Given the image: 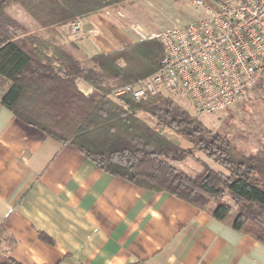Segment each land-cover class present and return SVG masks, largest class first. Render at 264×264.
Masks as SVG:
<instances>
[{"label": "trees", "instance_id": "obj_1", "mask_svg": "<svg viewBox=\"0 0 264 264\" xmlns=\"http://www.w3.org/2000/svg\"><path fill=\"white\" fill-rule=\"evenodd\" d=\"M15 1L39 30L18 23L0 6V77L7 82L1 105L24 124L73 147L101 171L142 189L165 191L264 245L262 137L257 147L245 150L233 143L225 125L207 129L161 92L142 100L115 97L117 89L157 70L163 52L156 37L77 59L70 52L76 49L74 40L65 43L57 31L76 18L132 0ZM78 81L91 88L88 95ZM251 94L264 104V72ZM157 129L183 137L226 173L205 168L194 178L174 172L163 185L154 182L149 173L158 162L191 156ZM0 264L20 263L0 250Z\"/></svg>", "mask_w": 264, "mask_h": 264}, {"label": "crops", "instance_id": "obj_2", "mask_svg": "<svg viewBox=\"0 0 264 264\" xmlns=\"http://www.w3.org/2000/svg\"><path fill=\"white\" fill-rule=\"evenodd\" d=\"M161 2L132 0L89 14L77 37L67 24L57 31L65 43L74 40L77 59L107 54L154 37L158 29L141 17ZM6 87L0 77V96ZM0 250L20 264H264L263 244L165 191L101 171L1 104Z\"/></svg>", "mask_w": 264, "mask_h": 264}, {"label": "built area", "instance_id": "obj_3", "mask_svg": "<svg viewBox=\"0 0 264 264\" xmlns=\"http://www.w3.org/2000/svg\"><path fill=\"white\" fill-rule=\"evenodd\" d=\"M201 16L154 37L163 57L146 78L113 95L142 100L181 91L199 114L227 110L248 97L264 72V0H192ZM77 37L82 24H67Z\"/></svg>", "mask_w": 264, "mask_h": 264}, {"label": "rangeland", "instance_id": "obj_4", "mask_svg": "<svg viewBox=\"0 0 264 264\" xmlns=\"http://www.w3.org/2000/svg\"><path fill=\"white\" fill-rule=\"evenodd\" d=\"M165 1V3L161 2L159 5L156 3L153 7H150L147 16L145 13V16L143 18L141 17V23L147 22L160 32L173 27L184 26L197 20L201 16L200 12L192 7V0ZM14 2L16 5H10V7L4 5L0 6L4 8L7 15L13 19L16 18L18 23L32 30L31 27L34 25L29 19V14L18 5V2L15 0ZM159 32H155V35ZM161 93L174 100L175 103L186 110L191 116L202 122L203 126L207 129L216 131L220 126L225 125L227 130H229V134H231L233 143L239 148L249 150L250 148L257 147L259 145L258 143H261V137L262 140H264V104L262 101L260 102L254 99L252 94H249L246 100L225 111L213 114H199L194 110L187 97L181 91ZM142 120L151 125L145 117H143ZM157 131L174 147L190 152L191 156L183 161L163 160L158 162L149 173V178L154 182L162 183L161 185H163L174 172L182 173L188 178H194L205 171V168L226 173L223 167L213 162L202 151L197 149L183 137L175 135L167 129H157ZM227 200L230 201L229 199Z\"/></svg>", "mask_w": 264, "mask_h": 264}]
</instances>
